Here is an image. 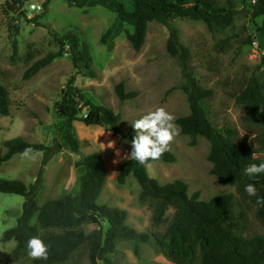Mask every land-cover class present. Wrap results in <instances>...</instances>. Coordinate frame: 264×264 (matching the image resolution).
I'll list each match as a JSON object with an SVG mask.
<instances>
[{
  "label": "rangeland",
  "instance_id": "1",
  "mask_svg": "<svg viewBox=\"0 0 264 264\" xmlns=\"http://www.w3.org/2000/svg\"><path fill=\"white\" fill-rule=\"evenodd\" d=\"M7 1L0 0V82L9 91L10 111L7 116L0 115V154L6 150L4 142L14 137L51 146L61 142L63 120L56 112L55 104L61 99L67 80L74 74L70 55L56 57L28 79L24 78V72L32 61L57 51L55 37L69 31L89 45L92 57L93 74H76L75 85L92 102L104 104L118 113L123 132H134L131 123L156 107H164L175 120L189 112L186 94L181 89L184 79L178 60L167 52L169 32L166 26L150 22L144 44L135 50L126 38V30L132 31V27L124 22H116L111 35L101 43V35L116 17L115 11L101 0H91L82 8L69 6L64 0H51L46 9L43 7L36 13L28 10L27 1L16 10H10ZM215 1L219 4L227 2ZM231 1L237 13L232 25L222 32H212L202 21L187 18L175 19L173 24L181 43L191 53L189 64L196 79L213 89L210 100L212 123L235 129L239 137L257 148L256 126L246 121L244 108L235 102L234 95L257 67L259 77L264 76V40L256 33L250 19L251 4L255 0H246L244 4L241 0ZM226 38H229V48L222 52L219 45ZM14 46L16 54H13ZM31 56H34L32 60ZM121 81L125 90L136 92L134 98L125 101L118 98L115 85ZM73 125L80 141L85 142L80 153L97 150L102 155L106 181L99 202L125 209L130 226L147 230L150 210L138 201L137 181L133 176H129L124 184L116 181L119 166L125 161L123 155L131 150V141L100 126L80 121H74ZM177 131L178 135L170 145L176 160L151 162V166L146 167L148 175L159 183L181 179L187 183L189 194L198 191L203 200L221 193L236 195L235 186L220 184L210 172L208 140L198 137L197 143L190 145L189 137L181 134L178 125ZM110 140L116 142L120 156L113 149H101L100 143L107 144ZM21 154L0 162V177L18 179L28 185L42 167L43 183L37 194L39 205L77 190L81 170L76 162L80 154L61 148L45 166L41 164V152H33L29 157ZM257 155L264 157V151ZM23 200L21 195L0 192V237L5 229L16 223ZM246 217L249 231L264 234L262 224L255 217V207L247 210ZM84 227L90 229L92 225ZM14 246L13 240L4 242L0 238V260H7L6 264H32L27 252L18 258H10ZM88 249V244L82 245L64 264H92ZM111 257L112 264H174L153 243L141 245L136 256L130 241L123 238L114 242Z\"/></svg>",
  "mask_w": 264,
  "mask_h": 264
},
{
  "label": "trees",
  "instance_id": "2",
  "mask_svg": "<svg viewBox=\"0 0 264 264\" xmlns=\"http://www.w3.org/2000/svg\"><path fill=\"white\" fill-rule=\"evenodd\" d=\"M29 0H8L10 10L20 8ZM46 9L51 0H41ZM91 0H64L72 7L82 8ZM115 11V21L101 35V43L111 35L116 22L132 27L126 30V38L135 50L145 41L150 22L167 27L169 37L167 52L178 60L183 77L181 89L186 94L189 112L176 118L181 134L189 137L195 145L198 137L209 142L208 161L210 172L220 184L235 186L236 195L221 193L208 200L200 198L199 192L188 193V185L181 179L159 183L148 175L146 166L136 161L125 160L116 175L118 184H124L133 176L139 185L138 201L150 210V225L140 231L127 223V211L118 206L99 202L106 181V169L99 151L81 154L83 143L77 136L74 121L95 125L110 130L122 139L132 140L134 132H123L120 115L110 107L92 102L75 85L76 74H93L89 45L71 31L55 37L58 50L31 62L24 72L28 79L56 57L69 54L74 74L69 77L56 102L55 110L63 122L61 142L56 146L29 142L14 137L4 142L6 148L0 154V162L9 160L26 148L41 152V164L45 166L52 155L61 148L80 154L76 166L80 168L78 188L59 198H51L38 204L37 194L43 183V169L38 170L35 180L25 184L18 179L0 177V192L23 196L21 213L16 223L1 234L4 242L13 240L14 249L10 258L15 259L27 252V241L39 236L49 246L47 260H32V264H64L84 244L92 264H112L111 252L116 239L130 241L137 256L141 245L153 243L158 251L174 264H264V234L248 229L247 210L255 207V217L264 228V174L250 177L244 169L253 163H264L257 152L264 151V76L259 77L257 67L241 84L234 95L235 102L244 108L248 123L256 126L255 148L248 140L237 135L235 129L219 127L210 118L213 89L201 84L189 64L191 53L181 43L175 19L202 21L214 32H222L234 21L237 9L231 0L219 4L215 0H101ZM246 0H241L242 4ZM26 10L23 11V14ZM261 18L258 22L257 19ZM250 19L256 33L264 40V0L251 4ZM250 40V39H249ZM222 52L229 48V38L219 45ZM17 49L14 46L13 54ZM34 56L30 57L32 60ZM264 62V57H263ZM115 93L121 101L136 96L133 90H125L121 81L115 85ZM10 111L9 91L0 82V115ZM1 129V126H0ZM176 160L171 151L155 161L171 163ZM154 161H149V163ZM247 184H254L256 196L245 191ZM170 211V212H169ZM92 225L90 229L84 226ZM99 262V263H98ZM7 260H0L6 264Z\"/></svg>",
  "mask_w": 264,
  "mask_h": 264
},
{
  "label": "clouds",
  "instance_id": "3",
  "mask_svg": "<svg viewBox=\"0 0 264 264\" xmlns=\"http://www.w3.org/2000/svg\"><path fill=\"white\" fill-rule=\"evenodd\" d=\"M175 117L164 107H156L148 110L141 118L131 123L134 136L130 142L131 150L123 155V159L136 161L141 165L150 167L149 161L159 160L164 153L170 151V145L178 135ZM101 149H113L117 156L121 153L116 149V142L110 140L107 144L100 143ZM32 148H26L21 154L29 157L33 153ZM119 161H114L118 163ZM244 172L253 177L264 174V163L248 165ZM245 191L250 196L257 195L254 184H247ZM258 203H264V198H259ZM27 254L32 260H47L49 257V246L39 236H33L27 241Z\"/></svg>",
  "mask_w": 264,
  "mask_h": 264
},
{
  "label": "built area",
  "instance_id": "4",
  "mask_svg": "<svg viewBox=\"0 0 264 264\" xmlns=\"http://www.w3.org/2000/svg\"><path fill=\"white\" fill-rule=\"evenodd\" d=\"M42 2H39L37 0H30L27 1V7L30 12H41L43 10V6L41 4Z\"/></svg>",
  "mask_w": 264,
  "mask_h": 264
}]
</instances>
